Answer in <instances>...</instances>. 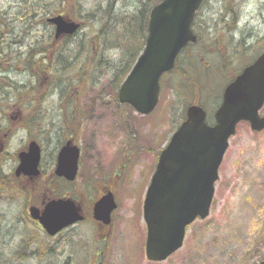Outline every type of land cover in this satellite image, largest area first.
Instances as JSON below:
<instances>
[{
    "label": "rangeland",
    "instance_id": "1",
    "mask_svg": "<svg viewBox=\"0 0 264 264\" xmlns=\"http://www.w3.org/2000/svg\"><path fill=\"white\" fill-rule=\"evenodd\" d=\"M140 1L143 0H0V33L3 31L0 64L9 67L7 72H0V81L4 82L2 74H5L8 82L16 86H43L28 96L9 87L0 91V141L6 142V153L11 154L13 167L17 164L14 155L31 139L42 148L40 176L19 181L12 174L11 187L0 188V264H38V253L44 248L54 254L52 260L57 264L66 261L81 264L87 255L90 264H257L261 261L264 129L252 131L248 123L238 124L219 167L208 216L186 228L183 246L164 261L151 262L145 258L142 204L156 154L167 143L182 108L200 101L213 114V105L220 102L228 74L232 77L246 64L248 55L252 57L264 50V0H205L194 19L199 43L185 49L178 67L161 82L155 110L144 116L115 100L111 79L124 58L121 51L104 50L101 42H94L95 31L100 27L96 24L98 13L106 11L112 18L116 17L115 12L136 13ZM57 13L82 25L68 40L57 43L59 47L68 46L69 56L79 53L78 60H69L74 65L69 68L72 72L88 73L84 83L70 77L77 86L76 92L64 91V82H60L58 75L53 76V71L35 75L25 70L22 63L32 48L46 44L47 39L53 42V27L45 19ZM225 23L232 26L231 30L225 28ZM251 38L257 40L247 55L242 46H247ZM205 46L212 47L206 59H202L205 63L188 60L195 52L203 53ZM55 51V46L47 47L46 55L55 60L59 53ZM87 55L100 61L88 64ZM182 59L187 62L184 64ZM57 61H61L60 56ZM222 62L227 64L226 70ZM207 64L210 68L205 74L201 66ZM184 65L189 73L193 69L199 72V81L194 85L203 91H189L186 81L178 79ZM54 69L61 74L62 68ZM174 108L176 112L171 117ZM68 120L74 130H69ZM67 140L77 144L81 151L78 172L72 182L51 175L57 149ZM42 181L45 188L40 192ZM107 182L106 190L115 192L117 208L111 223L101 225L91 218L90 205ZM49 196L73 197L84 211L85 220L56 237H49L28 216L31 204L39 206ZM30 233L36 237L27 246Z\"/></svg>",
    "mask_w": 264,
    "mask_h": 264
},
{
    "label": "water",
    "instance_id": "2",
    "mask_svg": "<svg viewBox=\"0 0 264 264\" xmlns=\"http://www.w3.org/2000/svg\"><path fill=\"white\" fill-rule=\"evenodd\" d=\"M203 0H162L149 14L147 37L142 52L119 87V100L147 114L158 101L159 77L170 70L179 52L196 36L190 25ZM55 27V37L72 35L79 24L61 15L47 20ZM264 102V55L247 66L223 92L222 104L215 112L216 125L205 123V112L192 105L187 117L173 133L159 156L143 202L146 224L145 256L162 261L182 246L185 227L198 216L205 218L218 177V167L236 124L249 121L251 128H264L258 111ZM16 175L37 176L40 148L30 142L28 151L19 153ZM79 149L66 144L57 156L55 174L72 181L78 169ZM116 203L111 193L98 200L93 217L109 224ZM29 213L44 230L54 236L64 227L83 219L70 199L48 201L40 211ZM264 238V229H263ZM257 264H264L263 259Z\"/></svg>",
    "mask_w": 264,
    "mask_h": 264
},
{
    "label": "trees",
    "instance_id": "3",
    "mask_svg": "<svg viewBox=\"0 0 264 264\" xmlns=\"http://www.w3.org/2000/svg\"><path fill=\"white\" fill-rule=\"evenodd\" d=\"M66 1H70V0H66ZM159 1L160 0H143V1H140L141 4H140L138 11L136 13H132L130 11L127 14L118 15L114 9V12L116 15V17H114V18L106 15V11L98 13L99 17H98V21L96 24H99L100 27H99V29H97L95 31L96 35L94 37V42H97L98 44L101 42L102 43L101 47L104 50H110V49L120 50L121 56L124 57V58L120 59L119 69L117 67V69L114 71L112 79H111V86L114 89V91H116L118 89L120 83L122 82V80L124 79V77L126 76L128 71L130 70L131 66L133 65V63L136 59V57L138 56V54L142 50V48L144 46L146 34H147V22H148V15H149L150 9L152 8L153 5H155ZM102 13H105V14H103L100 17V14H102ZM90 21L93 22V19H91ZM231 22L234 24L235 19H233ZM0 24H1V21H0ZM225 28L228 30H231L232 26L227 25V23H225ZM1 36H3V31H1V33H0V39H1ZM69 38L70 37H66L64 39L68 40ZM197 43H199V40ZM47 47H51V46L48 43H46V44H44L38 48H35V49L32 48L31 51L28 53L27 57L24 58V60L22 61L25 69L27 68L28 70H33L35 75H41V74L44 75L48 71H53L52 75L53 76L58 75L60 82H64V84H65L64 91L76 92L77 86L73 85L70 77H73V78L77 79L79 82L84 83V82H86V75L88 74L87 72H86V74L81 73L80 71L74 72V70L72 72L69 69L70 67H74L73 63L69 61L70 58H72L73 60H78L77 56L79 53L76 55H73V56H71V55L69 56V52L67 51L68 46H66L64 44L63 46L59 47L56 50L59 53L56 56L55 60H53V59H51L52 57L46 58ZM205 48H206V50L203 53L201 51H199V52H196L195 54H193L194 56L192 57L191 60L192 61L194 60L193 61L194 63H197V61L201 57H205V59H206L207 54L210 52L209 49H211L212 47H209V49H208V46H205ZM217 52H218V49H217L216 53ZM37 54H39V57L36 58L35 56ZM53 54L54 53H50V55H53ZM59 56L61 58V61H57L59 59ZM178 59H180V58H178ZM223 59H224V57H223ZM85 60L88 64H91V65H94L96 60L100 61V59L98 60L97 57H95V56L88 57V55L85 57ZM43 62H45L46 65ZM57 66L62 68L61 74H58L57 71L54 69L55 67L57 68ZM33 67L35 68V70L33 69ZM223 67L226 70L227 64L223 63ZM193 72L197 73V71L194 69H193ZM75 74H77V75H75ZM228 77H229L228 79H230L231 74H228ZM198 81H199V79H198ZM12 87H13V91L24 93L25 96L31 95L33 93V91H35L37 88H43L42 85H33V84H29V85H25V86H16L15 84H13ZM45 89H47V87H45ZM194 91H196V90H194ZM61 95L64 96L63 93ZM41 98H42L41 96L38 97L39 103H40ZM64 98L69 100L68 95H65ZM115 100H117V98H115ZM175 112H176V110L174 108V110L171 113V117L174 116ZM183 118H184V108H182L180 118L175 122L176 123L175 127L178 125V123L180 121L183 120ZM69 130H71V128H69ZM157 154H158V152H157ZM47 187H49V186H47ZM44 188H45V182H43V181L39 182V190L41 189L40 192H42V190H44ZM35 237L36 236H34V234L30 233L28 236V241L26 242V245L28 246V244H30L32 239ZM63 243L65 244V243H69V242H63ZM39 248L40 247H38V249H37L38 251L40 250ZM53 256H54V254L51 253L50 251H48V248L42 249L40 251V253H38V256H37L38 264H41V263L42 264H57L55 261L52 260ZM19 258H22V257L20 256ZM89 258H90V255H87L86 257H84L83 260L81 261V264H90ZM23 259L24 258H22V260ZM19 264H21V263L19 262ZM65 264H70V261H66Z\"/></svg>",
    "mask_w": 264,
    "mask_h": 264
},
{
    "label": "flooded vegetation",
    "instance_id": "4",
    "mask_svg": "<svg viewBox=\"0 0 264 264\" xmlns=\"http://www.w3.org/2000/svg\"><path fill=\"white\" fill-rule=\"evenodd\" d=\"M262 38L264 39V35H263ZM256 40H257L256 38H251L250 41L247 42V46H243L246 49L245 53H247L249 51V49L251 48V46L255 44ZM52 43L57 46L56 41H53ZM242 53H243V51H242ZM261 54H264V50L263 51H258V53L256 52V55L255 56H252V57H251V55H248V53H247L248 60H247L246 64L248 65V64L252 63ZM1 58H2V56H0V59ZM1 66H3V67L1 68ZM8 68L9 67H6V65L0 64V72L2 70H4V72H7L8 71ZM2 78H3L4 82L3 81H0V91H1V89L3 87H5V88H7V87L11 88V85L12 84L10 82H8V79H7V77H6L5 74H2ZM263 108H264V104H263V106H262V108L260 110V114L261 115H264V113H262V109ZM3 122H7V120H3ZM26 149H27V147L21 148L17 152V155H18V153L20 151L26 150ZM12 159L13 158H12L11 154L9 152L6 153V142L0 141V188H2V187H11L12 174H15L14 173L15 172V168L18 165V158L16 160L17 161V164H16L15 168L13 167V163H12L13 161H12ZM16 178H18L19 181L29 180V178L27 176H19V177H16ZM107 184H109V182L105 183V185L100 188V194H104L108 190L109 191L112 190V189H107L106 190V188L108 187ZM44 201H46V199H43L41 201V203H43ZM34 224H36V226H38V223L35 222V221H34Z\"/></svg>",
    "mask_w": 264,
    "mask_h": 264
}]
</instances>
